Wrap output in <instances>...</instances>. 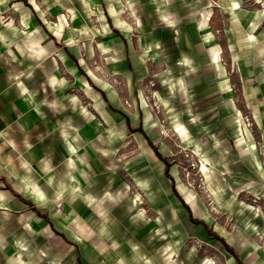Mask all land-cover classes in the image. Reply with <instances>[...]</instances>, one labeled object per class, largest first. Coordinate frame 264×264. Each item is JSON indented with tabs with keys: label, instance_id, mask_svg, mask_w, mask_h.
<instances>
[{
	"label": "rangeland",
	"instance_id": "374dc122",
	"mask_svg": "<svg viewBox=\"0 0 264 264\" xmlns=\"http://www.w3.org/2000/svg\"><path fill=\"white\" fill-rule=\"evenodd\" d=\"M32 1L43 19L49 13L54 37L67 41L68 107L74 109L78 98L86 122L97 125L92 143L81 147L83 163L90 168L95 152L109 169L116 166L117 175L97 197V190L85 189L92 195L87 206L76 207L75 195L68 199L64 189L48 186L43 194L32 185L41 215L28 205L0 207V263L80 264L78 242L96 239L84 255L88 264H137L125 222L138 214L199 220L197 232L212 241V264H228L230 251L221 239L261 260L264 125L256 119L264 111L253 106L264 101V0H204L219 49L212 61L203 47H186L182 32L164 27L166 10L159 5L177 10L180 0ZM237 9L244 15L234 23L228 12ZM156 188L159 198L152 196ZM100 195L114 202L106 207L105 200L95 201ZM158 199L163 209L153 206ZM112 219L117 230L103 231L102 239L98 231ZM85 230L95 239L83 237ZM204 245L199 233L184 243L200 255Z\"/></svg>",
	"mask_w": 264,
	"mask_h": 264
},
{
	"label": "crops",
	"instance_id": "0c3cea01",
	"mask_svg": "<svg viewBox=\"0 0 264 264\" xmlns=\"http://www.w3.org/2000/svg\"><path fill=\"white\" fill-rule=\"evenodd\" d=\"M204 2L180 0L177 10L172 9L171 3L159 5V8L166 10L164 27L167 26L168 30L173 32H182L180 40L186 47H203L208 53L209 61H212L213 57L219 54V49L212 32L213 11L202 7ZM41 13L32 0H0V207L19 209L30 206L7 189L6 182L35 206L37 205L32 200V185L41 192L47 191L48 186L64 189L68 192L65 194L68 199L75 195L76 199L72 204L76 207L87 206L92 195L85 189L97 190L96 197L101 191L110 190V182L115 179L117 169L114 165L109 169L97 159L95 152L89 154L90 168L83 163L86 157L82 148H86V144L94 140L93 127L97 125L91 121L86 122L89 119L86 120L84 108L79 104L78 98L74 109L70 110L68 107V80L65 77L70 64L66 51L68 44L67 41H59L54 37L47 23L49 13L43 12L46 19L41 17ZM228 13L234 23H237L239 15H244L241 9ZM262 13L264 12H259L260 15ZM183 32H189V38H186ZM185 40H188V43ZM250 45H254L253 41L247 42L246 46ZM243 51L249 50H241L242 53ZM253 110L264 111V101L257 102ZM256 121L259 126H263L264 115L257 117ZM126 191L127 186H123L122 195ZM160 194L159 188H156L152 196L159 198ZM106 195L111 193L107 192ZM102 196L95 201L105 200L103 205L106 207L114 202ZM180 201H177V205L175 203L176 207H179ZM127 204H130V201L124 203L125 206H128ZM152 204L156 210L163 209L162 199ZM189 208L193 216H200L194 213L190 205ZM41 218L49 222L44 217ZM180 219H183L184 224H180ZM117 222L112 219L113 224L109 228H99V237L106 239L107 235L103 231H110V228L117 230ZM125 224L134 236L130 250L137 264H212L207 253L208 242L212 241L208 240L209 236L205 232H197V223L190 218L182 215L159 214L150 217L138 214ZM47 226L46 224L45 227ZM96 226L97 223L93 225L94 231ZM198 233L205 244L201 255L194 250L196 246H184L189 237ZM3 235L1 234L0 239ZM83 237L95 239L93 232L88 230H85ZM93 242L97 243L96 239ZM94 243L88 241L85 244L81 240L78 242L77 254L82 263H89L84 255ZM12 248L14 251H20L19 246ZM233 249L243 264H264V254L260 253L261 260L255 261L254 253L248 256L250 252L243 253L239 248ZM93 253L97 254V251L93 250ZM230 253L226 256L228 264H238L237 258Z\"/></svg>",
	"mask_w": 264,
	"mask_h": 264
},
{
	"label": "trees",
	"instance_id": "16d2710c",
	"mask_svg": "<svg viewBox=\"0 0 264 264\" xmlns=\"http://www.w3.org/2000/svg\"><path fill=\"white\" fill-rule=\"evenodd\" d=\"M154 149L157 151V149H156V147H154ZM158 153V155L160 156V154H159V152H157ZM167 165H169V164H167ZM168 175V174H167ZM1 179V178H0ZM6 187H7V189H9L16 197H18L19 199H21L22 201H24V202H26V203H28V204H30V207H32L37 213H39L40 214V211L35 207V205L33 204V203H31L30 201H28V200H26V199H24L9 183H7L6 182ZM185 206H187L186 204H185ZM41 215V214H40ZM42 217H44L46 220H48L49 221V219L47 218V217H45V216H42ZM191 220L193 221V222H195V223H200V221L199 220H196V219H194L193 217H191ZM50 222V221H49ZM208 231H210L209 229H208ZM222 241H223V243H224V245L226 246V248L228 249V251H230L236 258H237V261H238V264H243V262L240 260V258H239V256H238V254H237V252L233 249V248H231L223 239H221ZM78 261H79V263L81 264V260H80V257L78 258Z\"/></svg>",
	"mask_w": 264,
	"mask_h": 264
},
{
	"label": "bare ground",
	"instance_id": "6f19581e",
	"mask_svg": "<svg viewBox=\"0 0 264 264\" xmlns=\"http://www.w3.org/2000/svg\"><path fill=\"white\" fill-rule=\"evenodd\" d=\"M81 191H83V190H81ZM87 200H88V198H87ZM191 203H193V202H191ZM192 205H193V204H192ZM192 208H193L194 212L196 213V215H197V213H200V211H199V209H198V207H197L196 205H193ZM9 227H10V226H9ZM0 236H1V235H0Z\"/></svg>",
	"mask_w": 264,
	"mask_h": 264
}]
</instances>
